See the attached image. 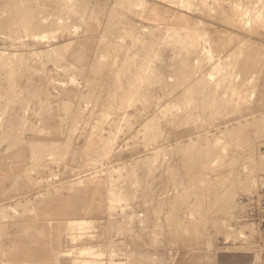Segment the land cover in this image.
Segmentation results:
<instances>
[{"label":"rangeland","instance_id":"1","mask_svg":"<svg viewBox=\"0 0 264 264\" xmlns=\"http://www.w3.org/2000/svg\"><path fill=\"white\" fill-rule=\"evenodd\" d=\"M0 264H264V0H0Z\"/></svg>","mask_w":264,"mask_h":264},{"label":"bare ground","instance_id":"2","mask_svg":"<svg viewBox=\"0 0 264 264\" xmlns=\"http://www.w3.org/2000/svg\"><path fill=\"white\" fill-rule=\"evenodd\" d=\"M241 1V0H240ZM52 5V4H51ZM246 5V4H245ZM32 9V8H31ZM25 11H27V10H25ZM40 11V10H39ZM32 12V11H31ZM27 15V14H26ZM32 15V14H31ZM30 16V15H29ZM28 16V17H29ZM27 19V18H26ZM31 19V18H30ZM36 19V18H35ZM53 21V20H52ZM19 22V21H18ZM30 23V22H29ZM39 23V22H38ZM49 24V23H48ZM56 25V24H55ZM7 26V25H6ZM29 27H30V25H29ZM33 27V26H32ZM59 27V26H58ZM5 33V32H4ZM2 36V35H1ZM37 40V39H36ZM17 44V43H16ZM61 45V44H60ZM2 52V51H1ZM218 58V57H217ZM16 81V80H15ZM224 210V209H223ZM135 255V254H134ZM136 256V255H135Z\"/></svg>","mask_w":264,"mask_h":264}]
</instances>
